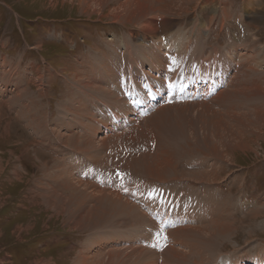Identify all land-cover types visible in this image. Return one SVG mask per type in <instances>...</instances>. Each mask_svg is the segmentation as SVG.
<instances>
[{
	"label": "rangeland",
	"instance_id": "obj_1",
	"mask_svg": "<svg viewBox=\"0 0 264 264\" xmlns=\"http://www.w3.org/2000/svg\"><path fill=\"white\" fill-rule=\"evenodd\" d=\"M263 51L264 0H0V264H140L139 247L168 264L171 230L197 222L231 223L205 264L264 260V101L225 92L264 87ZM118 195L138 208L118 214ZM152 212L167 225H118Z\"/></svg>",
	"mask_w": 264,
	"mask_h": 264
},
{
	"label": "bare ground",
	"instance_id": "obj_2",
	"mask_svg": "<svg viewBox=\"0 0 264 264\" xmlns=\"http://www.w3.org/2000/svg\"><path fill=\"white\" fill-rule=\"evenodd\" d=\"M141 9H144L142 12L140 11ZM146 9H147V7L146 6H141V8H139V13H138V15H139V17L141 16V14H144V12L146 11ZM138 15H136V14H132V16L131 15H129L128 17H129V19L131 20H134L136 17H138ZM251 49H253V48H251ZM261 50H263V49H261ZM263 53H264V51H263ZM6 64V63H5ZM238 70L240 71V72H242L243 73V75L245 76V75H247L250 71H251V69L250 68H248V67H246V70H247V73H245L244 72V70H245V68L243 67V66H239L238 67ZM235 77H237V78H239V76L238 75H236ZM234 77V78H235ZM252 80V79H251ZM249 81V80H248ZM259 81H261V80H259ZM262 82H264V80L262 79ZM235 83L237 84V85H239L238 84V80H236L235 81ZM259 85V83L257 82V81H255L254 79H253V82L251 83V85L249 84V82H247V80H246V83L244 84V85H241L242 87H244L243 89H242V87H241V89H238V90H236L235 91V89L234 90H226L225 92H229L227 95L228 96H233L234 98H237V96L238 97H240L242 100H244L245 101V103L247 102L248 104L250 103V100H257V102H259V101H261L262 99V101H264V87H261V88H258V87H256L255 85ZM129 97V96H128ZM116 99V98H115ZM124 101V100H123ZM205 101H206V99L205 100H203V101H201V102H203L204 104H205ZM191 102V101H190ZM163 107V106H162ZM205 107V106H204ZM119 108V107H118ZM166 108V107H165ZM167 108H168V106H167ZM172 108V107H171ZM164 111V110H167V109H161V111ZM160 110H159V112H161ZM169 111H170V108H169ZM120 113H121V111H119ZM133 112H134V110H133ZM162 114V113H161ZM166 114V113H165ZM123 115V114H122ZM158 115H160V114H158ZM158 115H157V117H158ZM162 116H163V114H162ZM245 115H237V114H232L231 115V117L233 118V117H241V121L239 122V124L241 125V129H242V132H245V130L247 129V126H246V128H243V126H242V124H243V122H244V120H243V118L242 117H244ZM153 117V116H152ZM156 117V118H157ZM211 117V116H210ZM207 118V117H206ZM214 118V117H213ZM118 119V120H117ZM116 120H115V122H117V121H119L120 122V117L119 118H117ZM141 119V118H140ZM159 119V118H158ZM233 120H235V121H237V119H233ZM124 121L126 122V121H128V122H130L131 120H128L127 118H125L124 119ZM151 121V120H150ZM208 121V120H207ZM245 121H248V122H251V120L249 119V118H246L245 119ZM133 122H135V121H131V123H133ZM216 122V121H215ZM143 123V122H142ZM245 123V122H244ZM155 124L156 125H158V123H156L155 122ZM163 124H167V125H169L170 124V122L167 120L165 123H163ZM209 124H212V123H209ZM145 125V124H144ZM213 125V124H212ZM214 125H217L218 126V124H214ZM89 126V125H88ZM227 126V125H226ZM95 129H93L92 130V134L90 135V136H88L89 134V130H90V127H88V128H86L87 129V133L85 134V138H84V142H83V144H82V146L85 148V149H87V148H95L94 147V143H96L98 140H97V136L99 135V134H101V132H102V129H106L104 126H103V124L102 123H96V125H95ZM210 127V126H209ZM223 127H224V125H223ZM83 128V127H82ZM229 128V127H228ZM238 128V127H237ZM84 130V129H83ZM82 130V131H83ZM223 130V129H222ZM151 131H153V130H151ZM150 131V132H151ZM219 128H216V131H215V133H216V137L218 138V136L220 135L219 134ZM85 132V131H84ZM111 132H112V130H111ZM232 132V131H231ZM108 133V132H107ZM234 133V132H233ZM71 134V133H70ZM152 133H150V134H148V135H151ZM75 135H77V134H75ZM108 134H106V136H107ZM228 135V134H227ZM232 135V134H231ZM73 136V135H72ZM106 136H104L105 138L104 139H102L101 137V139L102 140H100V142H101V145H102V147H105V145H106V142L108 141V140H110L112 137H114L115 135L114 134H112V133H110L109 132V135L106 137ZM234 136V135H233ZM147 137H149V136H147ZM151 137H153V135L151 136ZM58 138L60 139V141L63 143V144H60V142L59 141H57V143L58 144H60V145H63V147H69L68 146V141H67V138L66 137H64L63 135H59L58 136ZM88 138H90V140H88ZM228 142V141H227ZM68 143V144H67ZM73 143V142H72ZM93 143V144H92ZM112 143H113V141H112ZM110 144V143H109ZM108 144V145H109ZM77 140H75L74 141V144H72L71 146H74L76 149H77ZM100 145V146H101ZM112 145V144H111ZM99 146V147H100ZM170 146H172V145H170ZM178 146H180V145H178ZM112 147V146H111ZM191 150H190V152H192L193 151V149L191 148V147H189ZM110 149V148H109ZM159 149H160V147H159ZM236 149V148H235ZM113 150V149H112ZM210 151V150H209ZM164 153H166V152H164ZM172 153V152H171ZM170 153V154H171ZM173 154V153H172ZM164 155V154H163ZM162 155V156H163ZM160 156V155H159ZM162 156H160V157H162ZM166 156V155H165ZM173 156V155H172ZM158 157V156H157ZM164 157V156H163ZM166 157H168V156H166ZM159 158V157H158ZM165 158V157H164ZM173 158H174V160H175V157L173 156ZM157 159V158H156ZM171 159V158H170ZM173 160V159H172ZM134 161V160H133ZM128 162V161H127ZM132 162V161H131ZM157 163V162H156ZM172 163H174V162H171V160H169V159H165L164 161H163V163H161V164H159V163H157V164H155V166L154 167H152L151 169H149V171H148V175L150 176V178H155V179H162V177H164L165 175H164V172H165V174H167V171L169 170V172H174V167H173V164ZM123 166V165H122ZM150 166V165H149ZM146 168V167H145ZM146 171V170H145ZM215 174V173H214ZM218 175V174H217ZM148 176V177H149ZM193 176H195V174H193ZM174 177V176H173ZM172 178V177H171ZM175 178H176V176H175ZM195 178H197L200 182H204L203 184H209V182H214V181H216V179L217 178H215V176L211 173H206V172H203V173H198L197 175H196V177ZM165 179V178H164ZM153 181V180H152ZM162 181V180H161ZM218 181V180H217ZM221 181V180H220ZM160 182V181H159ZM87 183V182H86ZM69 184V183H68ZM72 184V183H71ZM75 185V184H74ZM210 185V184H209ZM69 186H70V184H69ZM77 186V188L80 186V185H76ZM82 186V185H81ZM84 186H86L85 184H84ZM117 187H118V185H116ZM147 186V185H146ZM71 188H73V186H70ZM69 187V188H70ZM75 188V190L77 189L76 187H74ZM212 188H214V187H212ZM195 189V188H194ZM216 189H220L221 190V188H219V187H217ZM137 190V189H136ZM132 192V191H135V189H129V188H126L125 189V193L126 192ZM196 191V190H195ZM99 192V191H98ZM116 192V191H115ZM97 193V192H96ZM122 193H124V192H122ZM124 193V194H125ZM180 193H182L181 191H180ZM81 195H86V193H84V191H82L81 193H80ZM87 194H89V193H87ZM97 195V194H96ZM111 195V194H110ZM91 196V195H90ZM93 196H94V194H93ZM108 196H109V194H108ZM121 196V195H120ZM119 195L115 198V200L112 202V204L115 206V208H116V210L118 209V211H117V213L118 214H120V213H123V212H125L126 210L128 211V210H133V208H138L137 207V205H136V203H134V201L133 202H131V201H129L128 199H125L124 198V201L121 199L122 197H120ZM127 196H129L130 197V199H131V197H132V193H131V195H127ZM93 199V198H92ZM102 199V198H101ZM100 199V200H101ZM105 199V198H104ZM111 199H113V198H111ZM166 199H168V198H166ZM97 201V200H96ZM95 201V202H96ZM226 201V200H225ZM174 202V201H173ZM223 202V201H222ZM108 203H109V201H108ZM158 203V202H157ZM164 203V205H165V202H163ZM173 204V203H172ZM117 205V206H116ZM135 207H134V206ZM148 205V204H147ZM156 205H159V204H156ZM110 207H111V205H110ZM135 209V210H136ZM162 209V208H161ZM158 211V210H157ZM130 212H132V211H130ZM196 212V211H195ZM254 212V211H253ZM257 211H255L254 213H256ZM107 213V212H106ZM133 213V212H132ZM137 213H140V212H137ZM152 213H155V212H152ZM111 214V213H110ZM109 214V215H110ZM134 214V213H133ZM146 214V213H145ZM145 214H141V220H138V221H134V220H132L131 218H132V216L129 218V216H128V213L127 214H125L124 216H123V218L120 220V222L118 223V225L119 226H121V227H123V226H128V223H129V221L131 222V223H129V224H131V225H133V224H135V225H137V224H139V226H140V224H143V225H146V224H148V226L149 227H154L153 229H156L158 226H166L167 225V217H165V219L163 220V218H162V220H163V222L161 221L160 223V225H158V221H156V219H154L152 216L154 215H156V216H159V215H161V213H158V212H156L155 214H150V215H148V216H146ZM163 214V213H162ZM114 215V214H113ZM116 215V214H115ZM165 215V214H164ZM166 215H168V214H166ZM108 216V215H107ZM107 216L105 215V214H101V215H98L96 218H101V221L103 220V219H106L107 218ZM135 216H136V211H135ZM134 216V217H135ZM252 217H254V216H259V214H253V215H251ZM137 217H139V215L138 216H136L135 217V219H137ZM109 218V217H108ZM116 218V217H115ZM129 219V220H128ZM85 220H88V219H85ZM89 221V220H88ZM90 221H91V225H97V224H99L100 222L99 221H96V219L95 218H90ZM96 221V222H95ZM170 221V220H169ZM204 225V224H203ZM219 226H216V227H206L205 225L204 226H202V225H200L198 222L196 223V225H194V226H185V227H183V226H178L177 228L175 227V229L173 228L171 231H172V233H174L175 234V236H177V238L175 239V241L173 242V246H170L169 248H168V250L166 251V253L163 255L162 253L163 252H157V258L159 259V260H162V263L163 262H166V263H168V264H189V261H190V264H205V263H207L208 262V260L210 259H207L208 258V254H212V253H210L211 251H215V249H218V245H219V240L220 239H222L224 236H226L230 231H231V223H227V222H224V223H219L218 224ZM142 226V225H141ZM163 227V228H164ZM171 227V226H170ZM158 230H160V229H158ZM168 231H170V229L168 230ZM171 233V232H170ZM172 233H171V235L170 234H168V233H166V235L168 234V235H170V237L171 236H174V235H172ZM164 235V234H163ZM168 235L165 237L167 240H168ZM203 235H205L207 238H204L203 237ZM192 236L193 237H195L196 238V240H201L199 243L201 244V246H198V247H195V244H193V243H190L189 241H191V240H193L192 239ZM146 237V236H145ZM149 238V237H148ZM166 239H164V240H166ZM185 239H187L185 242L183 241V240H185ZM148 240V239H147ZM174 239H172V241H173ZM195 240V241H196ZM144 241V240H143ZM194 241V242H195ZM222 241V240H221ZM145 242H147L148 243V241H145ZM167 243H168V241H167ZM215 245H216V247H215ZM178 247V248H177ZM141 247H139V248H136V249H133V251H132V253H131V256H135L134 258H133V260L134 261H138L140 264H146L147 263V260H149L150 258H151V256H153L152 255V253H149V254H147V255H145V253H147V252H144V249H140ZM177 248V249H176ZM121 249V248H120ZM162 249V247L160 248V250ZM123 252V251H122ZM117 254H119V253H117ZM156 254V253H155ZM213 254H215V253H213ZM212 254V255H213ZM85 255V254H84ZM123 255V254H122ZM88 256V255H87ZM126 256V255H125ZM124 256V257H125ZM83 257V256H82ZM128 257V256H127ZM263 257V256H262ZM261 257V258H262ZM130 258V257H129ZM260 258V259H261ZM81 259V258H80ZM83 259V258H82ZM88 259V258H87ZM128 259V258H127ZM196 259V260H195ZM206 259H207V261H206ZM260 259H256V260H258V264H264V260H261V261H259ZM90 260V259H89ZM124 260V259H123ZM84 260H80V264H86V263H84L83 262ZM164 264V263H163ZM255 264V263H254Z\"/></svg>",
	"mask_w": 264,
	"mask_h": 264
}]
</instances>
